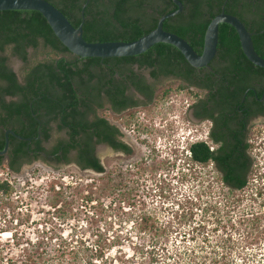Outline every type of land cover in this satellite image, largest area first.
Returning <instances> with one entry per match:
<instances>
[{"label": "rangeland", "instance_id": "rangeland-1", "mask_svg": "<svg viewBox=\"0 0 264 264\" xmlns=\"http://www.w3.org/2000/svg\"><path fill=\"white\" fill-rule=\"evenodd\" d=\"M44 58L42 47L30 51L31 64ZM9 64L24 73L14 57ZM178 102L166 123L158 118L162 110L152 119L141 114L135 133L126 128L131 153L101 154L104 173L42 160L12 172L3 159L0 179L7 173L12 190L0 195V264L5 239L11 264L38 255L36 264H264V120L249 133L253 176L231 191L211 165L186 159L185 145L203 131L184 119ZM57 137L53 132L50 144ZM53 178L59 193L46 190ZM251 212L257 228L250 227Z\"/></svg>", "mask_w": 264, "mask_h": 264}, {"label": "trees", "instance_id": "trees-1", "mask_svg": "<svg viewBox=\"0 0 264 264\" xmlns=\"http://www.w3.org/2000/svg\"><path fill=\"white\" fill-rule=\"evenodd\" d=\"M47 1L58 8L73 26L80 23V10L85 0ZM180 1L183 10L164 20L163 29L184 38L196 52H201L207 24L220 12L223 5L224 12L239 18L248 31L253 33L251 39L254 49L264 58V4L260 5L254 0ZM175 8L172 0H88L84 8L82 36L86 41L91 42L131 41L152 30L161 15ZM39 47L46 50V58L26 68L22 82H19L15 72L8 66L9 56H16L27 62L26 50L28 48L36 50ZM171 49L175 51V55L170 57L167 50ZM141 54H144V61L148 63L175 57L177 63L183 62L188 66L187 72L191 74V65L170 44L156 43ZM134 60L133 56L103 59L76 56L58 40L38 11H0L1 138L7 127L12 128L22 137L36 136L40 125L41 134L47 139L50 136L48 132L51 128L50 123L56 122L57 129H67L68 139L59 140L58 145L47 152L55 154L59 145L64 143L61 149L64 162H71L67 153L71 149H76L74 162L80 169L104 173L103 165L94 156L92 139L96 137L97 141L101 142L106 139L102 137L105 130L109 131L111 136L113 131H110L111 127L104 118L95 116L89 121L87 115L90 113L95 115L94 107L101 106L103 92L109 95L116 110L128 105L127 102L121 103L118 99L122 98L125 79L132 80V77L126 76L117 80L111 74L115 69L118 70L119 75L126 74ZM212 62L215 65L224 63L227 67L226 70L214 68L221 75L219 100L215 102L214 111L220 113L223 121V117L234 110L233 102L229 100V97L233 96L231 87H239L234 83L233 78H229V73L237 71L236 68L244 64L253 66L243 55L234 28L227 23H219L217 53ZM256 68L264 70L261 67ZM212 80L205 77L204 86H209ZM7 96L11 99L6 100ZM236 133L237 129H233L229 137H225L224 134L223 137L216 139L220 145L215 150H212L205 141H196L188 145L190 163L207 165L210 160L214 161L217 170L222 174L219 176L220 182L231 191L243 190L254 172L252 154L254 146L250 141V134L246 142L241 144L242 139L238 140L234 136ZM110 137L108 139L115 148L121 147L124 152H130L129 147L114 143ZM32 143L36 148H40L38 141ZM27 144V141L9 135L12 156L6 166L10 171L19 172L22 166L19 159L27 155L28 151L25 148ZM1 147H3L2 139ZM56 159L59 160L60 156L57 155ZM58 183L55 178L49 179L45 182L46 190L59 193ZM11 186L7 180H0V194L10 195ZM57 186L58 190L55 189ZM250 217V227L257 228L259 217L252 212ZM40 259L41 255L28 258L27 264H36V260Z\"/></svg>", "mask_w": 264, "mask_h": 264}, {"label": "flooded vegetation", "instance_id": "flooded-vegetation-1", "mask_svg": "<svg viewBox=\"0 0 264 264\" xmlns=\"http://www.w3.org/2000/svg\"><path fill=\"white\" fill-rule=\"evenodd\" d=\"M254 1L258 2L260 5L264 4V0ZM252 34L253 33L251 32V36ZM32 50L34 49L28 48L26 50L27 62H23L18 57L10 55L22 63L25 67L24 71H26V68L31 65L29 59L30 51ZM167 51L170 53V57L175 55L174 50L171 49ZM133 57L135 60L130 64V69L126 71V74L119 75L118 70L116 69L111 74V76L117 80L125 78L126 76L132 77V80L129 78L125 79V88L122 98L118 99L121 103L127 102L128 105L120 110H116L110 101L109 95L103 92L101 106L94 107L95 115L91 113L87 115V119L89 121H92L95 116L104 118L107 125L112 128H110V131H113V135L111 136L110 132L105 130L104 133H102V137L106 139L101 142H98L96 137L92 139L94 144V156L102 165L103 163L100 158L101 154L106 155L109 153H116L117 155L124 156L131 153V147L127 142L124 131L126 128L131 127V131L135 133V129H140L137 118L141 114L145 115L146 112H148L150 116L149 118L152 119V114L157 115L164 110L158 118L159 121L166 123L168 120L167 116L172 113L173 109V106L170 104L176 103V100H178V103L182 106L184 119L188 122L191 121L201 125L203 132L199 141L207 142L211 146L212 150L217 149L220 145V142L216 139L223 137L224 134L225 137H229L231 130L233 129H237V133L234 135L235 138L238 140L242 139V142H240L241 144L245 143L253 124L257 123L256 121L264 120V70L256 68L258 66L254 64V67L249 64H244L242 67L236 68L237 71L232 73L228 72L230 75L229 78H233L235 81L234 83L239 85L240 88L234 86L231 87L230 91L233 93L232 95H236L235 98L233 96L229 97V100L233 102L232 105L234 110L228 112L223 117L224 120L222 121L220 113L218 111H214L215 102L219 100V80L221 78L219 72L214 68L226 70L227 67L224 63L215 65L212 62V59L207 67L191 66V74H188V66L183 62L177 63L175 57L170 58V60L169 58H164V60L160 61L154 60L151 61V63L144 61V54L134 55ZM8 66L15 72L18 81L22 82L24 73L19 75L10 64ZM205 77L213 79L207 87L203 84ZM10 99V97H6V100ZM164 105L166 108L162 109ZM120 121L123 124V127L120 126ZM142 125L145 126L144 123ZM1 127L2 126L0 125V128ZM41 127L40 125L38 126L36 136L27 137L30 138V141H27L28 144L25 147L28 153L25 157H21L19 160L22 164L29 163L34 160H42L53 165L68 164L64 162L65 158L61 156V149L62 146L65 145L64 143L59 145L55 154L47 152L50 151L52 147L58 145L59 140L63 141L68 139L67 129H57L56 122H52L50 123L51 128L48 131L50 136L45 139L41 134ZM9 129L12 130L10 127L4 129L2 138L0 133V141L1 139L3 140V146L5 142V131ZM53 132L58 133V137L50 144ZM9 135L11 134H8L7 151L5 154L0 155L1 161L5 159L6 164L10 161L12 156V147L9 145ZM109 137L114 143H121L129 147L130 152H124L121 147L115 148V145H113V143H111L108 139ZM32 141H38V146L40 148H36ZM2 148L3 147H1L0 150ZM76 154V149H71L67 153V157H69L71 162L74 164ZM57 155L60 156L59 160L56 159ZM36 156L37 158H35ZM207 165H211L214 171L218 174V177L222 175L217 170L218 168L214 161L210 160ZM103 167L105 169L104 165ZM6 227L11 228L10 221L6 224ZM4 246L6 250V264H11V241L5 239ZM1 247L2 243L0 241V248Z\"/></svg>", "mask_w": 264, "mask_h": 264}, {"label": "water", "instance_id": "water-1", "mask_svg": "<svg viewBox=\"0 0 264 264\" xmlns=\"http://www.w3.org/2000/svg\"><path fill=\"white\" fill-rule=\"evenodd\" d=\"M88 0L82 4L81 21L73 26L65 15L47 0H0L2 10H35L46 20L54 35L72 54L79 57H126L143 53L156 43H166L174 46L192 67H207L217 51L219 23H227L234 28L243 55L254 65L264 68V58L254 49L251 32L247 30L243 22L236 16L224 12V6L207 24L204 34L201 52H196L192 46L182 37L163 29L164 20L173 17L183 10L180 0H172L175 9L161 15L155 27L131 41H86L83 36L82 24L84 20V8ZM8 134L18 139L30 141V138L22 137L12 130L5 131V142L0 150V155L6 153L8 148Z\"/></svg>", "mask_w": 264, "mask_h": 264}, {"label": "built area", "instance_id": "built-area-1", "mask_svg": "<svg viewBox=\"0 0 264 264\" xmlns=\"http://www.w3.org/2000/svg\"><path fill=\"white\" fill-rule=\"evenodd\" d=\"M185 141V140H184ZM193 141V140H192ZM196 141H199V140H194L193 142H196ZM188 145L189 144H186L185 145V147H184V150H185V157H186V159L188 160V157H190V151H189V149H188ZM189 161V160H188ZM190 162V161H189ZM0 180H7L10 184L12 183V181L11 180H9V178L7 177V173H6V176L4 177V178H2V179H0ZM1 234V236H2V234L3 233H0ZM6 234V233H5ZM8 238H10L11 239V233L9 234V237Z\"/></svg>", "mask_w": 264, "mask_h": 264}, {"label": "clouds", "instance_id": "clouds-1", "mask_svg": "<svg viewBox=\"0 0 264 264\" xmlns=\"http://www.w3.org/2000/svg\"><path fill=\"white\" fill-rule=\"evenodd\" d=\"M191 143H193V141H189L187 144H191Z\"/></svg>", "mask_w": 264, "mask_h": 264}]
</instances>
